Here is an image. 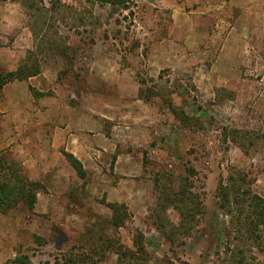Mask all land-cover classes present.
<instances>
[{"label":"rangeland","instance_id":"374dc122","mask_svg":"<svg viewBox=\"0 0 264 264\" xmlns=\"http://www.w3.org/2000/svg\"><path fill=\"white\" fill-rule=\"evenodd\" d=\"M28 57L40 74L14 80L0 97V157L13 167L12 188L21 173L9 160L25 168L24 141L51 129L36 124L41 114L85 127L92 159L61 200L44 195L36 211L20 204L0 214V264L81 253L80 238L110 224L109 204L129 216L108 230V264L115 249H133L137 231L153 262L240 259L215 237L224 219L217 189L243 174L264 197V0H0V71ZM97 128L105 138H94ZM180 185L203 214L192 237L170 244L158 215L178 223L179 213L157 203ZM246 256L264 264V248Z\"/></svg>","mask_w":264,"mask_h":264},{"label":"trees","instance_id":"16d2710c","mask_svg":"<svg viewBox=\"0 0 264 264\" xmlns=\"http://www.w3.org/2000/svg\"><path fill=\"white\" fill-rule=\"evenodd\" d=\"M95 1L124 5L132 0ZM28 2L29 0H25L26 7H28ZM29 59L28 57L27 60H23L14 71H0V97L3 89L14 80L21 81L40 74L39 65L37 63L30 65ZM62 153L75 168L79 177L84 178L85 171L81 163L72 154L65 151ZM7 162L8 160H5L4 156L0 157V214H5L20 204L27 205L32 211L37 203V194L45 191V187L39 182L32 181L22 165L9 160L10 164L16 166L14 169H19L21 173L18 176L19 182L12 188L11 183L15 174L12 172L13 167L9 166ZM251 182L248 175L231 173L228 179L219 183L217 189L218 208L223 212L224 219L216 222L215 237L226 247L227 252L230 251L235 254L234 256L240 258L233 264H263L252 261L246 256V252L251 248H264V197L253 192ZM165 189L166 191L160 197L162 202L161 204L160 201L157 203V208L171 207L178 211L179 222L174 223L171 220L163 222V218L158 215L157 230L161 238L173 244L177 239L193 236L197 216L203 213L197 204L194 205L192 194L187 190V187L184 188L180 185L179 188L171 186ZM27 196L30 198L29 201L24 200ZM108 207L113 213L110 224L108 223L100 231L88 230L80 238L83 244L81 253L64 254L61 256L62 263L57 262V264H108L107 257L113 249V240L109 236L108 230L111 226L124 227L125 219L129 216L124 205L109 204ZM36 239L41 240L39 237ZM146 246L144 236L137 231L133 240V249L120 247L114 250L118 257L116 264H166L162 260L153 262ZM12 264L34 263L28 256H19Z\"/></svg>","mask_w":264,"mask_h":264},{"label":"crops","instance_id":"0c3cea01","mask_svg":"<svg viewBox=\"0 0 264 264\" xmlns=\"http://www.w3.org/2000/svg\"><path fill=\"white\" fill-rule=\"evenodd\" d=\"M48 118H50L48 115L41 114L34 121L42 130L45 127L51 128L50 134L49 131L51 129L47 132L42 131L38 137H34L35 139L32 137L24 141L21 147L25 155H22V163L29 178L32 181L41 183L46 189L37 194V203L33 209L35 211L41 200V196L51 197L53 201L57 202L65 197V194L71 193L77 180L81 179L62 151L72 154L81 163L85 172L89 168L86 161L88 158L92 159L89 143L91 139H86L85 127L75 128V124L69 121L68 117L64 116L55 115L50 120ZM60 118L63 124L66 125L64 128H60ZM101 137L105 138V135L102 134V130L97 128L94 138L101 140ZM40 212L44 213L45 210Z\"/></svg>","mask_w":264,"mask_h":264}]
</instances>
